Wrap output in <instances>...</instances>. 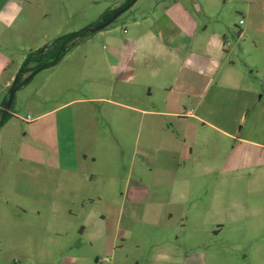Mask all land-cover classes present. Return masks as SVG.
I'll return each mask as SVG.
<instances>
[{
  "label": "rangeland",
  "instance_id": "obj_1",
  "mask_svg": "<svg viewBox=\"0 0 264 264\" xmlns=\"http://www.w3.org/2000/svg\"><path fill=\"white\" fill-rule=\"evenodd\" d=\"M225 1L215 3L218 16L211 19L203 11L211 0H137L16 90L13 117L0 129V264H74L72 257L75 264H174L162 258L169 253L177 255L175 264H184L185 254L198 257V264H264L260 217L227 221L237 205L259 209L264 202V70L246 67L243 52L253 45L240 40L239 72L250 88H231L198 104L195 113L203 121L143 118L132 109L147 106L133 96L138 84L122 82L107 59L112 45H121L128 34H152L157 21L170 26L171 34H202L224 24L228 34H238L245 27L238 8L251 2ZM128 2L59 0L55 13L27 40L25 55L110 20L103 21L104 15ZM166 94L156 93L161 101ZM168 95L169 107L178 105L179 94ZM39 114L45 115L37 119ZM28 116L35 120L24 121ZM174 145L183 147V160H173ZM80 148L97 162L84 159ZM78 165L79 171H71ZM169 175L178 176L175 204H168L169 190L156 184ZM141 176L149 187V208L174 210L169 224L159 216L142 220L135 212L126 217L139 206L134 183ZM121 207L126 211L118 225ZM195 211L205 214L195 218ZM182 212L193 218L185 228L179 226Z\"/></svg>",
  "mask_w": 264,
  "mask_h": 264
},
{
  "label": "crops",
  "instance_id": "obj_2",
  "mask_svg": "<svg viewBox=\"0 0 264 264\" xmlns=\"http://www.w3.org/2000/svg\"><path fill=\"white\" fill-rule=\"evenodd\" d=\"M211 1L212 4L207 5L208 7L204 5L203 11L208 18L212 19L216 14L218 16V13H215L212 8L215 3L219 4L221 0ZM246 1H250L251 4L237 7L243 16L241 23L243 21L242 24L245 25L238 34H228L225 24L217 26L212 32H208L206 29L202 34L185 32L171 34L170 26H164L163 22L157 21L152 27V34H128L126 40H122L121 45H112L107 52V59L116 66L122 82L138 84V88H140L138 94L133 96L136 97L139 104H147L145 107L143 105L132 107V109L143 118L144 116L167 117L186 121L187 118L192 117L203 121L202 117L195 113L198 104L205 103L209 98L213 101L219 99L228 89L249 87V85H243V79L239 72V52L242 51L240 40L243 39L244 42L248 40L253 45V48L243 49V52L247 51L244 54L246 67L251 70H264V0ZM58 2L59 0H0V109L3 108V103L25 59V51L29 48L26 45L27 40L29 41L37 35V31L50 13H55ZM234 37L235 41L232 40ZM161 59L166 61L164 66L161 65ZM142 60H146L148 63L143 64ZM107 86V83H101L102 93L107 91ZM172 90L179 94L178 105L169 107L168 94ZM157 91H164L168 94L161 101L160 97L157 98ZM160 107L162 109H159ZM43 115L45 114H39L36 118ZM34 120L33 118L31 122ZM10 121L11 119L0 129L9 125ZM173 124L176 126V123ZM54 127L57 135V152L60 155L62 154V127L58 120ZM177 130L179 128L176 127L173 132L178 135ZM89 151V149L80 148V154L85 155L84 159L91 158L96 163L98 157L93 153L91 155ZM170 152L174 161L183 160V147L176 148L174 145ZM191 152L190 150L188 154H192ZM70 168H73L71 171L80 170L79 165ZM177 179V175H173V177L169 175L155 181L159 187L164 186L169 190L168 204H175L173 194L177 193ZM183 182L185 188L186 181ZM146 184L147 182L142 176L134 183L137 188V199H140L139 206L136 208L137 211L130 210L126 217L131 218L132 213L135 212L134 216L142 220L146 219V216L149 218L159 216L169 224L175 216L174 210L149 208L146 201L150 192ZM179 190H182L181 187ZM180 196L182 198L183 193ZM157 204L162 205V202ZM177 204L179 203L177 202ZM237 207L234 209L232 217L227 221H242L246 216L251 218L257 215L260 217L259 221L264 225V202L259 209H253L247 203L239 204ZM118 211L120 222L118 225H120L126 210L121 207ZM188 214L180 213L182 219L179 226L182 228H185L193 219ZM203 214H205L203 211L192 213L195 218L202 217ZM184 215L185 217H183ZM227 221L218 224L223 227ZM72 258V263L75 264L76 257ZM162 258L166 259L167 263L175 264L178 261L177 255L171 253L163 255ZM197 259L198 257H193L192 254H185L183 263L198 264Z\"/></svg>",
  "mask_w": 264,
  "mask_h": 264
},
{
  "label": "trees",
  "instance_id": "obj_3",
  "mask_svg": "<svg viewBox=\"0 0 264 264\" xmlns=\"http://www.w3.org/2000/svg\"><path fill=\"white\" fill-rule=\"evenodd\" d=\"M132 1L133 0H129V2L123 6V8H118L111 12H107L104 15L103 21L108 20L117 12L126 9ZM100 24H97L93 27L84 28L77 32L62 35L56 38L50 47L30 50L26 54L25 59L18 70L10 91L12 89L17 90L22 86L29 84L33 80L36 73L40 70L52 68L59 64L75 47L89 39L90 36L95 32L92 31V29L96 28ZM10 91L8 92L7 98L3 103V108L0 109V127L5 125L13 117V114L10 111L12 105L8 106Z\"/></svg>",
  "mask_w": 264,
  "mask_h": 264
},
{
  "label": "water",
  "instance_id": "obj_4",
  "mask_svg": "<svg viewBox=\"0 0 264 264\" xmlns=\"http://www.w3.org/2000/svg\"><path fill=\"white\" fill-rule=\"evenodd\" d=\"M137 0H133L126 9L130 8L131 6H133L135 4ZM126 9L121 10L120 12L116 13L110 20L103 22L102 24H100L99 26H97L96 28H93L92 31H100L104 28H106L108 25H110L121 13L125 12ZM16 90L12 89L10 91V98L8 101V106H11L13 103V99H14V95H15Z\"/></svg>",
  "mask_w": 264,
  "mask_h": 264
},
{
  "label": "built area",
  "instance_id": "obj_5",
  "mask_svg": "<svg viewBox=\"0 0 264 264\" xmlns=\"http://www.w3.org/2000/svg\"><path fill=\"white\" fill-rule=\"evenodd\" d=\"M242 23H243V21H242ZM25 121H27V122H31L32 120H33V118L31 117V116H28L26 119H24Z\"/></svg>",
  "mask_w": 264,
  "mask_h": 264
},
{
  "label": "flooded vegetation",
  "instance_id": "obj_6",
  "mask_svg": "<svg viewBox=\"0 0 264 264\" xmlns=\"http://www.w3.org/2000/svg\"><path fill=\"white\" fill-rule=\"evenodd\" d=\"M117 13H118V12H117ZM114 15H115V14H114ZM114 15H113V16H114ZM120 15H121V14H120ZM113 16H112V17H113ZM112 17H111V18H112ZM116 19H117V18H116ZM116 19H115V20H116Z\"/></svg>",
  "mask_w": 264,
  "mask_h": 264
}]
</instances>
